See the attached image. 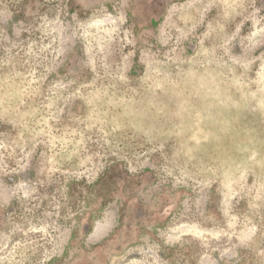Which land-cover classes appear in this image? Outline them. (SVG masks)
Instances as JSON below:
<instances>
[{"label": "rangeland", "instance_id": "374dc122", "mask_svg": "<svg viewBox=\"0 0 264 264\" xmlns=\"http://www.w3.org/2000/svg\"><path fill=\"white\" fill-rule=\"evenodd\" d=\"M0 264H264V0H0Z\"/></svg>", "mask_w": 264, "mask_h": 264}]
</instances>
